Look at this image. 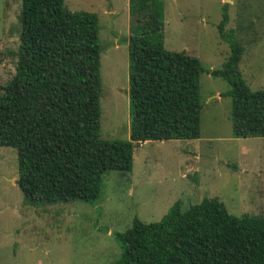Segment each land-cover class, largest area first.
Here are the masks:
<instances>
[{
	"label": "trees",
	"instance_id": "1",
	"mask_svg": "<svg viewBox=\"0 0 264 264\" xmlns=\"http://www.w3.org/2000/svg\"><path fill=\"white\" fill-rule=\"evenodd\" d=\"M63 1L22 0L15 73L0 94V147L16 150L17 184L32 204L95 203L104 173L131 172L140 143L200 136L205 69L164 48L162 0H129V138L102 139L98 18ZM230 49L210 74L231 87L233 135L264 138V90L246 85L242 47L234 40ZM116 237L122 252L111 264H264V218L235 217L217 198L186 210L177 201L159 222L134 218Z\"/></svg>",
	"mask_w": 264,
	"mask_h": 264
},
{
	"label": "rangeland",
	"instance_id": "2",
	"mask_svg": "<svg viewBox=\"0 0 264 264\" xmlns=\"http://www.w3.org/2000/svg\"><path fill=\"white\" fill-rule=\"evenodd\" d=\"M162 1L164 48L196 57L205 69L199 78V138L140 143L132 171L105 172L99 200L91 204H32L17 184L16 150L0 147V264H111L122 252L117 234L134 218L159 222L177 201L186 210L217 198L235 217L264 218V138L233 135L231 87L210 74L223 68L235 40L242 47V79L252 91L264 90V0ZM21 5L22 0H0V94L15 73ZM63 5L97 15L100 136L127 140L129 0H64Z\"/></svg>",
	"mask_w": 264,
	"mask_h": 264
},
{
	"label": "crops",
	"instance_id": "3",
	"mask_svg": "<svg viewBox=\"0 0 264 264\" xmlns=\"http://www.w3.org/2000/svg\"><path fill=\"white\" fill-rule=\"evenodd\" d=\"M147 142H145L144 144H146Z\"/></svg>",
	"mask_w": 264,
	"mask_h": 264
}]
</instances>
